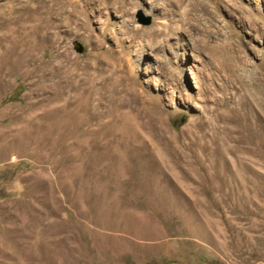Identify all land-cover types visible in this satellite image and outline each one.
<instances>
[{
	"label": "rangeland",
	"instance_id": "1",
	"mask_svg": "<svg viewBox=\"0 0 264 264\" xmlns=\"http://www.w3.org/2000/svg\"><path fill=\"white\" fill-rule=\"evenodd\" d=\"M0 264H264V0H0Z\"/></svg>",
	"mask_w": 264,
	"mask_h": 264
},
{
	"label": "water",
	"instance_id": "2",
	"mask_svg": "<svg viewBox=\"0 0 264 264\" xmlns=\"http://www.w3.org/2000/svg\"><path fill=\"white\" fill-rule=\"evenodd\" d=\"M148 23V22H147Z\"/></svg>",
	"mask_w": 264,
	"mask_h": 264
}]
</instances>
